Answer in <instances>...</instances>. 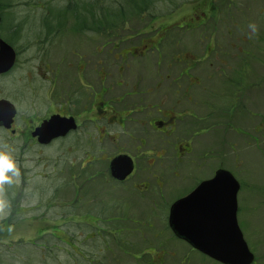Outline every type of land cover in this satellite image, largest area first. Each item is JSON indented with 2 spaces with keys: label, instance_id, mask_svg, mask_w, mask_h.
I'll use <instances>...</instances> for the list:
<instances>
[{
  "label": "flooded vegetation",
  "instance_id": "obj_1",
  "mask_svg": "<svg viewBox=\"0 0 264 264\" xmlns=\"http://www.w3.org/2000/svg\"><path fill=\"white\" fill-rule=\"evenodd\" d=\"M200 1L207 5L198 3L136 42L130 41V35L111 40L116 36L113 30L123 26L112 27L100 42L97 24L63 28L64 19H59L62 29L49 27L44 37V112L38 114L32 107L30 117L21 121L27 136L17 133L15 105L16 114L9 129L0 127L11 138L30 143V147L46 148L58 142L62 149L60 191L65 195L71 192L74 197L73 209L66 211L61 220L75 217L86 225H105L94 232L101 237L109 233L107 242L112 248L106 246L104 250L112 253L118 249L125 257L136 260L148 256L146 264H165L167 257L177 259L178 250H173L177 241L181 242L177 246L188 248L178 264H221L176 236L168 223L169 210L177 199L210 179L216 170L226 169L219 165L205 176L210 170V166L205 168L209 163V139L204 142L206 139L202 138L210 135L211 109H216L211 101L212 89L209 93L207 89L210 78L215 76L210 73L218 74L219 81L229 86L227 98L221 94V86L218 91V101L229 105L228 113L240 96L248 91L254 95L258 85L264 84V54L249 47L254 38L264 44V0H220L228 9L220 8L217 18H210L213 0ZM78 43H89L90 49L84 50ZM12 47L14 64L0 77L18 65L19 51ZM259 49L264 51L263 46ZM102 53L105 56L100 57ZM203 105L205 110H200ZM223 105L218 104L217 109ZM246 108L252 113L250 123L241 117V124L233 126L232 116L226 115L222 122L225 132L217 143H228L231 148L237 147L239 141L241 146L248 144L243 138L248 135L243 127H251V120L249 138L257 142L252 132L264 136V122L252 119L257 117L255 105ZM54 115L66 125L70 120V127L48 143H40L35 131ZM231 131L238 142L229 141ZM116 157L132 162V170L122 178L112 174L111 161ZM237 164H241L240 159ZM117 168L121 171L124 166ZM189 173L195 183L172 196ZM167 176L171 181L165 183ZM238 182L237 197L244 186L242 180ZM253 187L257 194L261 192V188ZM107 194L114 198L108 200ZM241 208L237 201V220ZM130 233H136L144 246L131 242ZM196 253L202 257L194 256Z\"/></svg>",
  "mask_w": 264,
  "mask_h": 264
},
{
  "label": "rangeland",
  "instance_id": "obj_2",
  "mask_svg": "<svg viewBox=\"0 0 264 264\" xmlns=\"http://www.w3.org/2000/svg\"><path fill=\"white\" fill-rule=\"evenodd\" d=\"M75 1L1 0L0 36L17 48L19 61L12 72L0 77V99H7L18 108L19 131L17 133L21 135H26L25 124L21 121L30 117L32 107H35L38 114L44 112L42 105L44 37L49 27H59V19L62 21L64 19L63 28L75 24L76 21L72 13L64 11L66 6L75 3ZM155 3L157 5L152 12L142 14L139 18H129L125 24L119 25L123 26L122 29L118 27L114 29L116 36L111 40L126 39L130 35L132 36L130 41L136 42L141 37L149 35L148 31L152 32L161 24H169L178 18V15L184 14L194 6H198V3L204 2L200 0H160ZM221 4L220 0L212 1L210 7L213 8V16L210 18H217L220 8L228 9ZM231 9L234 8L231 7ZM172 10L175 11L171 12ZM53 18L54 20H52ZM59 28L62 29V27ZM109 31L110 29H107L104 33L99 34L100 42L105 39L106 33ZM78 45L84 50L90 49L89 43H78ZM260 46L264 47V44L259 40L256 41L255 38L249 45L250 48H256L259 54H264V51L259 49ZM102 56H105V53L100 54V57ZM151 68L153 69V65ZM210 74L211 77L215 75L210 79L216 83L211 80L207 89L208 93L209 88L212 89L210 96L211 101L216 104L214 105L216 109H211L209 122L212 130L209 132L210 135L207 134L202 138L206 139L204 142L207 139L210 141V143L208 141L209 163L205 167L210 166V170L206 171L205 176L212 174L217 166L222 165L231 170L238 180L244 182L238 196L239 204L242 205L238 213V224L244 240L255 255L254 264H264V136L261 137L260 134L252 132L257 142L249 138L253 125V120H251V127H243L246 135L248 134L243 138L248 144L241 146L242 141L238 142V138L235 140V133L232 131L231 134L228 133V135L230 134L229 141L238 142L237 147L231 148L228 143L227 145L217 143L221 134L225 132L222 122L226 115L232 116L233 126L236 123L241 124V121L238 122L241 117L249 124L252 113H249L246 107L255 105L257 117H252V119L260 123L261 120L264 122V84L258 85L254 90V95L253 91L251 94L248 91L246 95L240 96L236 106H231V113H228L226 108L229 105L224 101H218V91L221 86L223 89L221 94L227 98L230 93L229 86L221 80L219 81L218 74ZM31 103L35 105L32 106ZM223 103L221 110H218V104ZM236 107L240 108L238 112L234 111ZM201 109L205 110V106H201ZM246 109L247 111H244ZM204 124L209 125L206 122ZM228 135L226 136L228 137ZM57 143L40 149L30 147V143L24 144L22 139L11 138L10 134L0 130V148L10 150L18 169L16 173H8L11 177L9 182L0 183V264H146L145 259L148 256L136 260L132 256L125 257L118 249L116 252L113 251L114 254L104 250L106 246L112 248L107 242L109 233H103L101 237L94 232L98 227L105 228V225H86L80 223L81 221L75 217L74 221L61 220L68 213L66 211L73 209L71 200H74V197L71 192L69 195H65L63 191H60L58 169L60 168V150L62 149ZM236 158L237 163L239 159L241 160V164L236 163ZM52 173L54 175H51ZM141 176H144V173ZM184 178L186 182L180 181L178 188L171 194L172 196L181 191L182 187H190L195 183V179L191 178L190 173L186 174ZM164 181L165 183L171 181L170 176L164 178ZM253 186L261 188V192L257 194ZM164 191L166 193V190ZM106 198L109 200L114 196L107 194ZM168 198L171 199V196ZM165 212L166 208L163 213ZM91 233L94 234V237L89 239ZM128 236L131 242L137 241V243H141L140 246H144L145 243L139 241L136 233H130ZM178 243L181 245V242L178 241L173 245V250H178L177 259L167 257L165 264H178L181 254L188 249L177 246ZM140 246L137 245L136 248L139 249ZM129 248L133 250L131 247ZM169 249L171 248L168 247ZM194 256L200 255L196 253ZM192 257L193 253H191Z\"/></svg>",
  "mask_w": 264,
  "mask_h": 264
},
{
  "label": "water",
  "instance_id": "obj_3",
  "mask_svg": "<svg viewBox=\"0 0 264 264\" xmlns=\"http://www.w3.org/2000/svg\"><path fill=\"white\" fill-rule=\"evenodd\" d=\"M15 60L13 48L0 39V73L8 71ZM16 113L14 105L0 99V127L9 128ZM57 115L44 121L35 131L40 143H48L70 127ZM65 124V125H64ZM120 158V159H119ZM116 157L111 161L113 176L122 178L132 170V162ZM124 162V163H123ZM124 169L118 171L117 165ZM239 182L226 169L202 181L188 195L177 199L169 210V226L176 236L222 264H251L250 252L236 220Z\"/></svg>",
  "mask_w": 264,
  "mask_h": 264
},
{
  "label": "trees",
  "instance_id": "obj_4",
  "mask_svg": "<svg viewBox=\"0 0 264 264\" xmlns=\"http://www.w3.org/2000/svg\"><path fill=\"white\" fill-rule=\"evenodd\" d=\"M156 1L160 0H76L64 11L72 13L75 24H97L101 34L125 24L129 18H139L152 12L156 8ZM1 6L0 0V9Z\"/></svg>",
  "mask_w": 264,
  "mask_h": 264
},
{
  "label": "clouds",
  "instance_id": "obj_5",
  "mask_svg": "<svg viewBox=\"0 0 264 264\" xmlns=\"http://www.w3.org/2000/svg\"><path fill=\"white\" fill-rule=\"evenodd\" d=\"M9 172L16 173L18 169L10 150L0 148V183L9 182Z\"/></svg>",
  "mask_w": 264,
  "mask_h": 264
}]
</instances>
